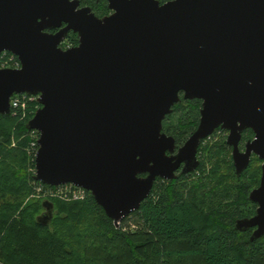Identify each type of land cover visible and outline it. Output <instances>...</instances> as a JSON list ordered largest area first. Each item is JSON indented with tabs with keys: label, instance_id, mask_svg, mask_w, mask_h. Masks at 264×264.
<instances>
[{
	"label": "water",
	"instance_id": "obj_1",
	"mask_svg": "<svg viewBox=\"0 0 264 264\" xmlns=\"http://www.w3.org/2000/svg\"><path fill=\"white\" fill-rule=\"evenodd\" d=\"M107 5L97 15L79 0H0V51L20 60L0 67V113H9L13 93L37 94L26 122L38 130L34 179L85 187L115 222L139 206L156 176H174L181 161L182 172L193 170L200 140L225 127L236 174L252 151L262 160L248 193L255 212L234 227H252L251 240L263 235L264 0ZM68 30L78 41L64 48ZM179 91L202 100L196 127L172 153L162 119ZM245 127L253 137L240 151ZM42 204L37 219L47 223L52 202Z\"/></svg>",
	"mask_w": 264,
	"mask_h": 264
},
{
	"label": "trees",
	"instance_id": "obj_2",
	"mask_svg": "<svg viewBox=\"0 0 264 264\" xmlns=\"http://www.w3.org/2000/svg\"><path fill=\"white\" fill-rule=\"evenodd\" d=\"M80 2L97 15L110 11L107 0ZM66 40L77 43L76 33ZM198 107V99L174 103L163 127L181 141L195 127ZM32 113H0V264H264V234L251 240V228L234 227L255 212L248 193L259 182V157L236 174L225 139L206 137L198 147L204 159L191 174L157 179L116 225L90 192L24 201L34 181L26 126ZM44 199L52 202L47 223L37 219Z\"/></svg>",
	"mask_w": 264,
	"mask_h": 264
},
{
	"label": "built area",
	"instance_id": "obj_3",
	"mask_svg": "<svg viewBox=\"0 0 264 264\" xmlns=\"http://www.w3.org/2000/svg\"><path fill=\"white\" fill-rule=\"evenodd\" d=\"M20 60L17 55L8 51H0V67H19ZM10 111L9 113L18 116V118H23L29 111L34 112V110L39 106L37 101V94L18 92L13 93L10 97ZM35 101V102H34ZM29 110V111H28ZM30 140L27 147L28 152L31 154L33 163L38 147L37 138L38 130L32 128L29 131ZM32 172H35V166H31ZM33 182V189L39 193L42 197H57L63 200H76L83 199L88 194L89 190L83 186L76 185L72 182H61L57 184H47L41 181L35 180ZM120 219L116 220L114 223L118 225Z\"/></svg>",
	"mask_w": 264,
	"mask_h": 264
},
{
	"label": "flooded vegetation",
	"instance_id": "obj_4",
	"mask_svg": "<svg viewBox=\"0 0 264 264\" xmlns=\"http://www.w3.org/2000/svg\"><path fill=\"white\" fill-rule=\"evenodd\" d=\"M82 5H88V4H82L81 2H80V0H79V6H82ZM90 6V5H89ZM92 9V8H91ZM110 12V11H109ZM108 12V13H109ZM95 13V12H94ZM57 28H52V29H50L51 31H54V30H56ZM69 31H72V30H68V32H67V34L65 35V37H64V39L60 42V45L62 46V42H64V41H66L65 42V44H64V46H62V47H67V46H70V45H74V44H70L67 40H66V38H67V35H68V33H69ZM74 32V31H73ZM76 33V32H75ZM76 35H77V33H76ZM77 41H78V36H77ZM76 44V43H75ZM178 95H179V98H178V100L177 101H175L174 103H176V102H178V101H181L182 99H198L199 100V107H198V113H199V115H198V121H199V117H200V108H201V98H198V97H192V98H189V97H184L183 96V91H179L178 92ZM173 103V104H174ZM173 106V105H172ZM172 106H171V111H172ZM171 111L170 112H168V113H171ZM167 114V113H166ZM165 114V115H166ZM164 118V117H163ZM198 121H197V123H198ZM197 123H196V125H197ZM196 125H195V127H196ZM194 127V128H195ZM193 128V129H194ZM192 129V130H193ZM219 129H222L223 130V132L225 133V137H224V139H225V143H226V146L229 148V150H230V157H231V160H232V148H233V146L230 144V143H228V142H226V137H227V134H228V132H229V129L228 128H223V127H220V126H217V127H215L214 129H213V131L210 133V134H208L207 136H205V137H203L201 140H200V143H201V141L203 140V139H205L206 137H209V136H211L212 135V133L213 132H215V131H217V130H219ZM251 130V135L250 136H247V135H245V133L246 134H248V130ZM161 130L162 131H164L166 134H170V135H172L173 137H174V139H175V146H174V150L172 151V153H175L177 150H178V147L180 146V145H182V143L185 141V139L187 138V136L192 132V130L181 140V141H178L177 140V138H176V136L173 134V133H171L170 131H168V130H166L164 127H163V125H162V128H161ZM253 137V131H252V129L250 128V127H245V128H243V130L241 131V135H240V138H239V140H238V144H237V146H238V149L240 150V151H243L244 149H245V142L248 140V139H250V138H252ZM200 143H199V145H200ZM199 145H198V147H199ZM198 147H197V152H196V155H197V159H198V164H200V159H204V157L203 156H201V153L198 151ZM167 153H169V151L167 150L166 151ZM254 156H256V157H258L257 156V154L256 153H254L253 151L251 152V154H250V160H249V162L251 161V159H253V157ZM261 159H260V164H261ZM232 163H233V161H232ZM198 164L196 165V167L198 166ZM184 166V162L183 161H181L179 164H178V166L173 170V173H174V176H172V177H167V178H165V177H162V176H156L155 177V179H154V181H153V183L157 180V179H159V178H161V179H183L182 177H184V176H188L189 174H191L192 173V171L196 168H194L193 170H191V171H183L182 172V167ZM234 166V165H233ZM234 170H235V168H234ZM243 171V170H242ZM241 171V172H242ZM240 172V173H241ZM142 174H146L145 172L144 173H142ZM259 179H260V177H259ZM259 183V182H258ZM153 185V184H152ZM258 185V184H257ZM256 186V185H255ZM152 188V187H151ZM253 188V187H252ZM249 198V197H248ZM250 200V199H249ZM252 201V200H251ZM254 202V201H253ZM255 204H256V202H255ZM257 205V204H256ZM255 208H256V206H255ZM251 228V230H252V227H250Z\"/></svg>",
	"mask_w": 264,
	"mask_h": 264
},
{
	"label": "rangeland",
	"instance_id": "obj_5",
	"mask_svg": "<svg viewBox=\"0 0 264 264\" xmlns=\"http://www.w3.org/2000/svg\"><path fill=\"white\" fill-rule=\"evenodd\" d=\"M225 137V133L223 132L222 129H219L215 132L212 133V135L209 137L210 141H218L220 138H224ZM28 169L32 171L31 166L28 164ZM31 197H40L43 198L41 195H39V193H37V191H35L33 189V182L31 181V190L30 193L27 194V196L25 197L24 201H26L27 199L31 198Z\"/></svg>",
	"mask_w": 264,
	"mask_h": 264
}]
</instances>
